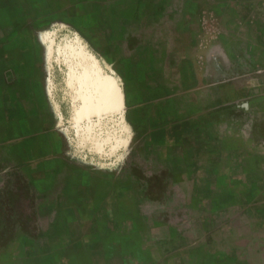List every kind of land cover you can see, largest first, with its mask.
<instances>
[{
	"label": "crops",
	"instance_id": "0c3cea01",
	"mask_svg": "<svg viewBox=\"0 0 264 264\" xmlns=\"http://www.w3.org/2000/svg\"><path fill=\"white\" fill-rule=\"evenodd\" d=\"M19 1L32 18L37 11L58 20L53 34L79 38L119 80L129 134L118 155L131 145L138 127L140 141H163L153 147L162 152L158 168H165L170 161L165 128L185 123V146L172 148L186 149V168H264V0H0V12L14 18ZM29 73L11 89L25 91L27 103L34 105ZM2 93L0 87V102ZM64 102L70 113L67 96ZM58 106L68 124L70 114L61 102ZM30 124L17 136L0 131V264H114L109 257L98 258L100 250L110 248L100 245L105 233H100L97 213L91 207L83 212L95 204L93 185L73 181V176L106 168L103 164L117 154L102 158L90 152L68 124L83 162L61 155L52 159L48 144L36 147ZM148 125L157 128L145 132ZM179 137L177 129L173 142ZM52 161L56 173L69 180L51 182ZM155 167L144 148L138 168ZM19 173L26 184L21 197L33 210L26 216L15 207L24 200L13 197L20 189L12 175ZM38 176L43 180L36 189ZM71 188L67 197L64 190ZM35 190L41 195L36 197ZM8 206L12 211H6ZM105 218L114 225V216ZM257 247L250 264H264V243ZM235 259L234 264H249L247 255Z\"/></svg>",
	"mask_w": 264,
	"mask_h": 264
},
{
	"label": "rangeland",
	"instance_id": "374dc122",
	"mask_svg": "<svg viewBox=\"0 0 264 264\" xmlns=\"http://www.w3.org/2000/svg\"><path fill=\"white\" fill-rule=\"evenodd\" d=\"M18 8L12 19L10 13L0 12V131L17 136L33 123L36 147L48 144L52 159L61 155L81 164L83 159L72 146L70 128L58 106L61 102L69 116L63 74L52 54V34L60 22L37 11L32 18L21 1ZM27 69L35 84L34 105L27 103L30 97L25 91L11 89L26 81L22 75ZM155 127L144 129L148 132ZM176 128L170 124L165 128L170 137L166 141L170 161L167 159L165 168H158L162 152L153 147L161 141H140L143 131L135 127L137 140L104 163L106 168H90L88 175L73 176V181L93 185L95 204L84 206L83 212L91 207L99 217L100 233H105L99 237L100 245L110 251L100 250L99 260L109 257L114 264H234L236 255L242 254L250 264L252 252L259 242L264 243V168H186V149L173 150L172 144L185 146L189 129L180 124V141L173 142ZM23 140L17 141L23 145ZM144 148L155 168H138L144 162ZM52 163L51 182L69 180V175L56 173L55 161ZM12 176L20 189L13 197L21 200L25 177L20 173ZM41 180L42 176L36 177V189ZM64 191L72 196V188ZM35 193L41 195L38 190ZM22 200L15 207L26 216L33 212L32 205L26 204V198ZM8 207L6 211H12ZM106 216H114V225L107 223Z\"/></svg>",
	"mask_w": 264,
	"mask_h": 264
},
{
	"label": "water",
	"instance_id": "95a60500",
	"mask_svg": "<svg viewBox=\"0 0 264 264\" xmlns=\"http://www.w3.org/2000/svg\"><path fill=\"white\" fill-rule=\"evenodd\" d=\"M51 42L54 62L64 78L63 92L72 105L67 123L90 152L113 157L129 134L119 80L79 38L54 33Z\"/></svg>",
	"mask_w": 264,
	"mask_h": 264
}]
</instances>
